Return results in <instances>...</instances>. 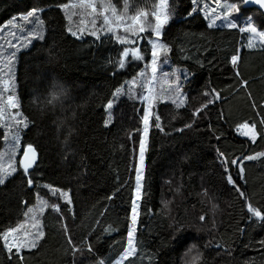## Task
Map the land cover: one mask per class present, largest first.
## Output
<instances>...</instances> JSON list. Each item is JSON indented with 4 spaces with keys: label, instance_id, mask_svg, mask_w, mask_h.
<instances>
[{
    "label": "trees",
    "instance_id": "trees-1",
    "mask_svg": "<svg viewBox=\"0 0 264 264\" xmlns=\"http://www.w3.org/2000/svg\"><path fill=\"white\" fill-rule=\"evenodd\" d=\"M73 1L0 0V108L4 90L18 104L0 117V154L8 117L27 124L17 128L16 172L0 185V264H115L129 245L142 109L127 87L150 63L154 36L126 46L112 34L80 32ZM103 1L118 9L126 2L131 16L153 15L159 2ZM32 9L36 16L23 19ZM220 9L228 19L211 25ZM167 12L163 61L183 72V105L164 112L160 104L153 120L135 254L123 264H264V219L248 209L264 215V45L249 46L248 30L264 31V15L241 0H168ZM243 124L256 140L241 135ZM28 145L39 161L25 174ZM40 200L48 205L43 237L9 252L4 233L18 229L11 234L21 244L38 234L28 214Z\"/></svg>",
    "mask_w": 264,
    "mask_h": 264
},
{
    "label": "rangeland",
    "instance_id": "rangeland-1",
    "mask_svg": "<svg viewBox=\"0 0 264 264\" xmlns=\"http://www.w3.org/2000/svg\"><path fill=\"white\" fill-rule=\"evenodd\" d=\"M168 2V0H167ZM89 4H94L96 6V11L93 12L92 8L89 7ZM107 6L108 10L104 11L105 7ZM113 6L103 0H74L72 6L69 8L70 11L73 13L79 14L78 17L75 19V21L72 22L73 26L80 30V32H83L84 30H88L90 33H95L94 35H100V34H112L117 39V37L121 38H127L129 40H134L135 42L140 39V37L144 36L147 31H152V27L155 25L156 20L155 16L147 13V15H141L139 23H135L131 17L129 12H125L124 9H116L115 16L113 15L111 8ZM222 9L218 10L219 15H216V11L213 10L212 15L209 17V21L212 25L213 21H216L220 19V17L224 20V15L220 16V12ZM103 13V15H101ZM155 13H158L161 18H167V22L163 24L162 28L160 29V35L157 36L155 32L153 33V40L151 42L152 46V52L155 50L159 53L157 56L153 57L148 65L144 67V69L139 74V77L137 80L131 81L127 87V92L129 97H133L135 100L139 102V105L142 109L141 112V121L140 124L142 126L141 132H140V142L138 144V147L135 148V177L139 174L141 176V179L139 182L137 179H135V185H136V191H135V200H134V207L135 213L132 212L131 217V225H130V232L132 233L131 236H129V240H132V246L135 249V235H136V229L138 226V213H139V203L142 193V187H143V179H144V167H145V160H146V152L148 147V137L149 132L152 127L153 120L159 118L158 113V107L160 104H164L165 107L162 108V111H167V107L169 105L175 106V107H181L183 105V98H182V89H183V81L180 73H183L180 69L173 70H166L167 63L163 61V57L165 55V48L161 49L160 45H162L161 37L162 33L164 31L165 26L168 23V12H167V3L166 5L161 3V0L158 2L157 10ZM214 15V16H213ZM229 15V13L227 14ZM104 16H107L111 23L106 24L104 23ZM116 16H123V20H117ZM228 19V18H227ZM143 25L145 28L144 32H139V27ZM131 26L133 30L135 31V35L126 32L125 28ZM256 29V32H251L250 37V45H264V37L260 36V31L257 28V25H252ZM111 29V30H109ZM132 43H126L125 45L128 46ZM253 48V47H252ZM153 59H155V67L156 71L153 72ZM238 60V59H237ZM236 60V61H237ZM11 90V86H9ZM11 96V95H10ZM147 96H153L154 99L152 100L151 104L147 100L144 99V97ZM8 93L4 90L1 95V106L3 107V110L6 114H9L12 109L8 104ZM13 102L16 103V97L12 96ZM147 115V134L145 135L144 129H145V122L144 117ZM12 117H8V140L5 143V147L3 149V152L0 154V168L6 169L7 171L11 172L12 168L16 169V162H17V156L19 155L20 149V138L18 143L14 141V137L17 136V128H19V124L15 123L16 120H18V116L12 115ZM251 129L252 127L249 126ZM247 131V129L240 128V133L243 135V132ZM255 132V139H252V134L250 133L248 137L252 141L256 140L257 134L256 130L254 128ZM145 143V149H144V160L143 165H141L140 162V145L141 142ZM142 168V171H140ZM16 172V171H15ZM15 172H12L15 173ZM3 174V173H0ZM8 175V177L12 176ZM6 178V179H7ZM5 179V180H6ZM139 183V193H137V184ZM41 201L38 203V206H34L31 208L33 211H29L28 218L30 217L31 220V231L39 233L40 230V215L41 213L47 208L44 207L43 211H41ZM135 215L136 220L135 224H133V216ZM254 216V215H253ZM255 218H259L254 216ZM42 220V219H41ZM134 229V231H133ZM21 234L19 233H12L10 235V242L13 243L14 240L19 239V236ZM17 243V242H16ZM129 250V245L126 250V252L117 260L115 264H123L128 258L132 257L135 252L130 255L126 256V253ZM191 254V253H190ZM188 254V255H190Z\"/></svg>",
    "mask_w": 264,
    "mask_h": 264
},
{
    "label": "snow or ice",
    "instance_id": "snow-or-ice-1",
    "mask_svg": "<svg viewBox=\"0 0 264 264\" xmlns=\"http://www.w3.org/2000/svg\"><path fill=\"white\" fill-rule=\"evenodd\" d=\"M194 2H195V0H194ZM256 2H257V3H260L262 6H264V0H256ZM161 3L164 4V5H166L167 0H161ZM88 6L92 8V11H93V12L96 11V6H95L94 4H89ZM228 7H230V8H234V9H236L237 11L239 10V9L237 8V6L234 5V4H233V5H229ZM107 10H108V8H107V6H106L105 9H104V11H107ZM111 11H112L113 15L115 16V14H116V9H115L114 6L111 8ZM124 11L127 12V4H126V2H125ZM36 14H37V10H36V9H32L31 11L28 12L27 16H24V17H23V19L27 20L29 17L36 16ZM101 15H103V13H101ZM141 15H145V16H146L147 13L138 12L135 16L131 17V19H132L135 23H139V20H140V16H141ZM153 15L155 16L156 23H155V25L152 27V31L155 32V34H156L157 36H159V35H160V29L162 28L163 24L167 22V18H166V17H165V18H161V16H160L158 13H153ZM116 19H117V20H123L124 17H123V16H116ZM225 19H227V17H225ZM104 23H106V24L111 23L107 16H104ZM213 23H215V21H213ZM228 26H229V27H237V25L235 24V22H230ZM109 30H111V29H109ZM248 30L251 31V32H256V29H255L254 27H251V26L249 27ZM125 31H126V32H129V33H131V34H133V35L136 34L135 31L133 30V28H132L131 26L125 28ZM144 31H145V28H144L143 25H141V26L139 27V32H144ZM72 34H73V35H76V33H72ZM93 34H95V33H93ZM259 35L262 36V37H264V32H260ZM39 38H40V39H43V36H40ZM117 39H118V40L120 41V43H122V44H126V43H135L134 40H129V39H127V38H121V37H119V36L117 37ZM249 46H251V45H249ZM165 47H166V46H164V45H160V48H161V49H163V48H165ZM129 51H130L129 49H125L124 52H123V55H124L125 57H127V56L129 55ZM131 51H132L133 55L135 56V58H137V59H142V57H140V56L137 55V50H136V49H132ZM158 54H159V53L155 50V46H154V50H153V52H152V56L155 57V56H157ZM237 59H238V57H235V56L232 58V62H233V64L236 63V60H237ZM120 67L123 68V67H124V64L121 63V64H120ZM152 70H153V72L156 71V67H155V59H153V69H152ZM119 92H120V90H117V94H119ZM13 99H14V98H13L12 96H9V97H8V104H9V106H10L11 108H17V107H18V104L15 103V102H13ZM144 99L147 100V101L149 102V104H151V102H152V100L154 99V97H153V96H147V97H144ZM210 102H211V101H210ZM107 107H108L109 109H111V108H112V104L109 103V104L107 105ZM205 107H207V105H205ZM4 115H5V112H4L3 108H0V117H3ZM158 119H159V118L157 117V120H158ZM110 120H111V114L109 113V121H110ZM147 120H148V117H147V115H146V116L144 117V122H145V125H146V126H145V129H144L145 135L147 134ZM15 123H17V124H21V123H24V120H23V119H21V120H16ZM158 126H159V125L157 124V127H158ZM24 127H27V124H26V123H24ZM241 127L244 128V129H247V131H244V132H243V135H245V136H249L250 133H251V134H252V139H255L254 128H251V129H250L248 124H243V125H241ZM14 141L18 143V141H19V136H18V135L14 137ZM144 149H145V143L142 141V142H141V145H140V162H141V165H143V160H144ZM221 155H223V154H221ZM255 158H256V157H253V156H248V157H246V159H255ZM35 160H36V152H35V149L32 148L31 145H28L27 150L23 153V160L21 161L22 170H23V172H24L25 174L28 173V170H29V169L33 166V164L35 163ZM233 163H235V161H233ZM237 167L240 168L239 165H237ZM15 171H16L15 168H12L11 172L7 171L6 169H2V168H0V173H3V174H0V185L4 184L5 179L7 178V176H8V175H11L12 172H15ZM140 171H142V168H141ZM240 171L242 172L243 169L240 168ZM136 179H137V181L139 182V180L141 179V176L138 174L137 177H136ZM228 180H229L230 183H233V185H235V181L232 180V177H231V176L228 177ZM27 183L30 184V185L32 184V180H31V178H29V179L27 180ZM139 187H140V186H139V183H138V184H137V193H139ZM56 193H59V195L63 196V197L67 200L68 203H71V200L69 199V194H68L67 192H61L59 189H56L55 192H54V194H56ZM241 195H244V193L241 192ZM47 206H48V205H47V201H41V209H40V210L43 211L44 207H47ZM53 209H54L55 211H59V205H53ZM248 209H249V211H250L254 216L259 217V218H261V219H264V215H262L261 212H260L259 210L254 209L251 205L248 206ZM29 211L31 212V211H33V210L30 208ZM133 212L135 213V208L133 209ZM203 219H204V217H201V220H203ZM135 220H136V217H135V215H134V216H133V224H135ZM21 227H22V226H21ZM16 231H18V229H12V230H11V232H16ZM133 231H134V229H133ZM11 232L4 233V235H3V237H2V239H3L6 243H7V241H8V237H9V235H11ZM131 235H132V233L130 232V233H129V236H131ZM42 237H43V232H39V233L36 235L35 239H33L32 241H25L23 244H21V243H16L15 240H14L13 243L7 244V249H8L9 252H12V251H13V248H15V249L17 250V252H18L19 249L22 248V247L35 248V247H36V242H37V240L40 239V238H42ZM128 243H129V250H128V252L126 253V256H130V255H132V254L135 252V249H134V247L132 246V240H131V239L129 240ZM77 251H78V249H77Z\"/></svg>",
    "mask_w": 264,
    "mask_h": 264
},
{
    "label": "water",
    "instance_id": "water-1",
    "mask_svg": "<svg viewBox=\"0 0 264 264\" xmlns=\"http://www.w3.org/2000/svg\"><path fill=\"white\" fill-rule=\"evenodd\" d=\"M22 1V0H19ZM243 3V8L244 9H250V10H258L259 12H261L264 15V6H262L260 3H257L256 0H241ZM32 148L35 149L36 152V160L35 163L33 164V166L28 170L27 174H30L31 172H33V170L36 168L38 161H39V153L37 151V149L35 147L32 146ZM27 150V148L24 149L23 153ZM23 160V154L21 157V161ZM22 167V165H21Z\"/></svg>",
    "mask_w": 264,
    "mask_h": 264
}]
</instances>
